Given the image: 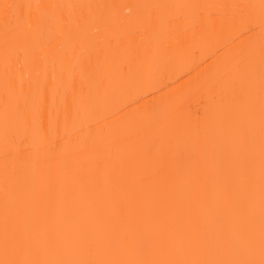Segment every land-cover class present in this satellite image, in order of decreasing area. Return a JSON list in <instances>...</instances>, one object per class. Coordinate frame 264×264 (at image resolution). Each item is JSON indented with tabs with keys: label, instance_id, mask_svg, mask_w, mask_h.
Listing matches in <instances>:
<instances>
[{
	"label": "bare ground",
	"instance_id": "6f19581e",
	"mask_svg": "<svg viewBox=\"0 0 264 264\" xmlns=\"http://www.w3.org/2000/svg\"><path fill=\"white\" fill-rule=\"evenodd\" d=\"M9 2L33 5L31 10L25 9L17 42L19 47L27 48L32 63L14 69L17 88L22 86L27 91L37 80V73L42 79L46 66L55 61L56 85L51 83V74L48 77L50 110L52 89L61 80V63L65 67L75 65L73 90L80 95L84 124L91 125L93 130H105L102 135L89 136L86 127L85 134L67 146L63 154L50 153L47 159L42 154L37 156L29 147L33 140H25L20 144L22 159L17 165L22 169L21 184L34 185L37 193L49 189L53 199L58 200L69 190L73 179L89 189H97L106 181L111 182L122 169H130L138 178L150 175L157 167L167 169L176 164L198 172L210 166L212 153L219 147L221 127L230 132L234 164L243 179L247 139L244 93L250 50L257 68L260 63L259 9L244 10L252 13V31L247 29V15L242 25H232L230 20L242 12L233 6L259 5L260 0ZM124 5L132 6L131 12ZM189 5L201 7H186ZM2 28L0 19V74ZM193 34L199 38L192 39ZM63 79L66 84L68 73ZM128 80L137 81L139 86L126 87ZM162 97L169 101L172 111L160 109ZM4 99L0 78V218L5 164ZM56 99L59 101L60 96ZM136 109L153 115L156 122L143 126L125 123L126 113ZM255 135L258 172V113ZM36 161L39 166L34 167ZM159 179L152 177V182ZM153 258L164 257L154 251Z\"/></svg>",
	"mask_w": 264,
	"mask_h": 264
},
{
	"label": "snow or ice",
	"instance_id": "6c2138e0",
	"mask_svg": "<svg viewBox=\"0 0 264 264\" xmlns=\"http://www.w3.org/2000/svg\"><path fill=\"white\" fill-rule=\"evenodd\" d=\"M32 7L0 0L3 24L0 78L5 94L0 264H264V0L259 5L233 6L242 12L230 20L232 25H242L247 15V29L252 31V13L244 10L259 9L260 63L257 68L250 50L244 93L247 139L243 179L234 164L230 132L221 127L219 147L212 153L210 166L198 172L176 164L167 169L157 167L150 175L138 178L130 169H122L111 182L106 181L97 189H89L73 179L69 190L58 200L53 199L49 189L37 193L34 185L21 184L22 169L17 166L22 159L20 144L33 140L29 147L37 156L42 154L47 159L50 153L63 154L67 146L85 134L86 127L89 136L102 135L105 130H93L91 125L84 124L80 95L73 90L75 65L65 67L61 63L58 70L61 80L52 89L50 110L48 77L51 74V83L56 85L55 61L46 66L42 79L37 73V80L27 91L22 86L17 88L14 69L32 63L27 48L17 43L25 9ZM124 7L131 12L132 6ZM198 38L193 34L192 39ZM65 73H68L66 84ZM125 86L134 88L139 84L128 80ZM159 106L162 111H172L166 98L160 99ZM123 120L141 126L156 122L153 115L140 109L126 113ZM24 159L30 161L31 157ZM33 166H39V161ZM152 177L160 179L153 183ZM154 251L164 258H153Z\"/></svg>",
	"mask_w": 264,
	"mask_h": 264
},
{
	"label": "rangeland",
	"instance_id": "374dc122",
	"mask_svg": "<svg viewBox=\"0 0 264 264\" xmlns=\"http://www.w3.org/2000/svg\"><path fill=\"white\" fill-rule=\"evenodd\" d=\"M183 77H184V74H183V75H180V76L178 77V79H179V78H183Z\"/></svg>",
	"mask_w": 264,
	"mask_h": 264
}]
</instances>
